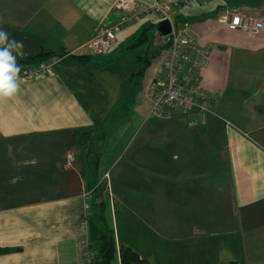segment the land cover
Here are the masks:
<instances>
[{
    "label": "crops",
    "instance_id": "0c3cea01",
    "mask_svg": "<svg viewBox=\"0 0 264 264\" xmlns=\"http://www.w3.org/2000/svg\"><path fill=\"white\" fill-rule=\"evenodd\" d=\"M117 1L0 0V28L23 43L17 63L65 55L44 73L20 69L17 92L0 98V264H88L100 204L111 264L123 247L152 264H264V33L222 26L219 0L176 11L210 52L200 84L211 109L158 118L146 88L167 53L132 82L127 48L163 21L122 28L107 56L87 48L121 20ZM227 6L264 20V0Z\"/></svg>",
    "mask_w": 264,
    "mask_h": 264
},
{
    "label": "built area",
    "instance_id": "2783aa9c",
    "mask_svg": "<svg viewBox=\"0 0 264 264\" xmlns=\"http://www.w3.org/2000/svg\"><path fill=\"white\" fill-rule=\"evenodd\" d=\"M212 0H118L114 11L121 14L113 29H101L87 44L90 52L107 56L115 45L116 33L147 16L169 21L171 33L161 36V45L166 48L163 70L146 88L152 102L151 114L158 118L169 117L173 110L208 112L211 99L200 84V75L209 66L210 52L188 34L190 22L176 25L172 17L183 7L201 5ZM225 5V14L219 18L222 26L259 35L264 33V20L253 18L240 10H231L228 0H219ZM52 64L38 66L32 73L46 72ZM90 252L88 264L92 263Z\"/></svg>",
    "mask_w": 264,
    "mask_h": 264
},
{
    "label": "trees",
    "instance_id": "16d2710c",
    "mask_svg": "<svg viewBox=\"0 0 264 264\" xmlns=\"http://www.w3.org/2000/svg\"><path fill=\"white\" fill-rule=\"evenodd\" d=\"M180 19L181 18H176L173 19V21L178 26L184 22H189L182 21ZM155 33H157V25L155 23L149 24L141 30V32L133 39L131 45L127 48L128 51L136 54L139 58L138 68L133 72L130 78L132 82L143 79L145 72L152 63V59H155L158 54L160 55L163 51H166V48L163 47L161 43L158 44L155 42L157 37V34L155 36ZM64 56V54H56L52 51L42 50L39 54L30 56L17 64L20 69L31 67V71H34L38 66L44 64L50 65L55 59L62 58ZM72 59L78 61L79 63L88 62L90 60V58L86 56H73ZM88 135H90L89 132L82 133L80 135V140L89 142L90 137L87 138ZM98 193H100L99 190ZM90 222H96L100 225V228L97 229L98 235L96 236V242H92V246L90 247V250L93 251L95 255L92 264H111L116 257L117 245L114 231L106 222L103 204H100L99 208L94 212L92 211V218L90 219ZM3 252L4 251L0 248V255ZM119 256L120 264H152L150 261L140 258V256L131 249L124 247L120 248Z\"/></svg>",
    "mask_w": 264,
    "mask_h": 264
},
{
    "label": "clouds",
    "instance_id": "9594fccd",
    "mask_svg": "<svg viewBox=\"0 0 264 264\" xmlns=\"http://www.w3.org/2000/svg\"><path fill=\"white\" fill-rule=\"evenodd\" d=\"M21 48V41L10 39L9 33L0 28V98L11 97L17 92L20 67L16 53Z\"/></svg>",
    "mask_w": 264,
    "mask_h": 264
},
{
    "label": "water",
    "instance_id": "95a60500",
    "mask_svg": "<svg viewBox=\"0 0 264 264\" xmlns=\"http://www.w3.org/2000/svg\"><path fill=\"white\" fill-rule=\"evenodd\" d=\"M157 33L162 36H167L171 33V24L169 21H163L159 23L157 27Z\"/></svg>",
    "mask_w": 264,
    "mask_h": 264
},
{
    "label": "bare ground",
    "instance_id": "6f19581e",
    "mask_svg": "<svg viewBox=\"0 0 264 264\" xmlns=\"http://www.w3.org/2000/svg\"><path fill=\"white\" fill-rule=\"evenodd\" d=\"M150 27V26H149ZM152 29V28H151ZM146 59V58H145ZM145 61V60H144Z\"/></svg>",
    "mask_w": 264,
    "mask_h": 264
},
{
    "label": "rangeland",
    "instance_id": "374dc122",
    "mask_svg": "<svg viewBox=\"0 0 264 264\" xmlns=\"http://www.w3.org/2000/svg\"><path fill=\"white\" fill-rule=\"evenodd\" d=\"M157 33H155V36H156Z\"/></svg>",
    "mask_w": 264,
    "mask_h": 264
}]
</instances>
